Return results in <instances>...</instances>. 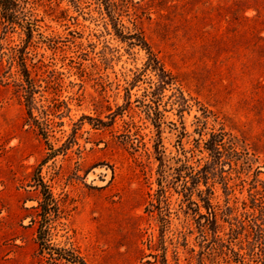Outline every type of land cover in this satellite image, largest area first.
<instances>
[{
  "label": "rangeland",
  "instance_id": "1",
  "mask_svg": "<svg viewBox=\"0 0 264 264\" xmlns=\"http://www.w3.org/2000/svg\"><path fill=\"white\" fill-rule=\"evenodd\" d=\"M11 3L0 264H48L39 178L88 264H264V1Z\"/></svg>",
  "mask_w": 264,
  "mask_h": 264
},
{
  "label": "trees",
  "instance_id": "2",
  "mask_svg": "<svg viewBox=\"0 0 264 264\" xmlns=\"http://www.w3.org/2000/svg\"><path fill=\"white\" fill-rule=\"evenodd\" d=\"M0 1L1 6L5 10V12H9L11 10L10 5L12 4V0ZM240 1L247 2L249 0ZM254 1L261 2L264 0ZM259 16H261L260 10ZM149 53L151 55V60L154 61L155 64H159L156 56L150 50ZM37 185L41 187L42 194V200L38 205L39 212L37 213L36 217L38 218L36 224L39 254L46 257L48 264H88L79 254L76 253L74 249L57 248L54 247V245L51 243L52 229L54 228L53 223L60 216L61 208L59 202L55 199L53 193L51 192L49 187L42 181V179H38Z\"/></svg>",
  "mask_w": 264,
  "mask_h": 264
}]
</instances>
